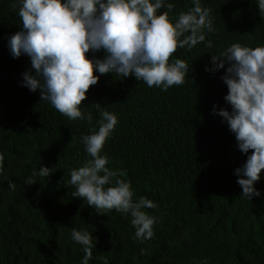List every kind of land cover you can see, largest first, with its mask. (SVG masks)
<instances>
[{"label":"trees","instance_id":"16d2710c","mask_svg":"<svg viewBox=\"0 0 264 264\" xmlns=\"http://www.w3.org/2000/svg\"><path fill=\"white\" fill-rule=\"evenodd\" d=\"M13 2L0 0V264H81L73 228L93 235L89 264H264V170L255 184L261 196H241L234 172L253 150L242 153L223 118L213 114L214 106L230 111L221 79L227 65L205 70L212 55L233 44L264 46L257 0H201L214 17L216 31L206 34L213 47L178 48L169 58L192 69L185 83L162 91L132 76L102 75L80 105L91 122L70 120L39 91L21 86L31 63L26 55L12 58L7 47V38L22 29ZM168 2H176L172 23L193 7L192 0ZM94 55L103 58V51ZM96 104L119 121L101 153L110 158L108 167L123 172L137 198L158 205L144 209L159 219L150 240L133 239L130 215L97 214L66 186L71 170L91 159L81 136L99 126ZM40 166L51 168L48 178L33 175Z\"/></svg>","mask_w":264,"mask_h":264},{"label":"clouds","instance_id":"9594fccd","mask_svg":"<svg viewBox=\"0 0 264 264\" xmlns=\"http://www.w3.org/2000/svg\"><path fill=\"white\" fill-rule=\"evenodd\" d=\"M192 4L172 23L169 13L176 2L168 0H14L22 29L7 38V47L12 58L30 59L31 69L21 74V86L39 91L42 101L70 120L91 122L92 114L80 105L102 75L132 76L162 91L185 83L192 69L184 60L170 63L169 58L178 48L191 50L200 43L212 48L206 34L216 31L211 10L201 0ZM257 5L264 18V0H257ZM100 51L103 58L94 55ZM89 52L90 58L85 55ZM211 65L205 70L213 73L227 65L221 79L228 89L223 99L230 106V111L214 106L213 114L223 118L242 153L253 150L234 172L241 196L252 200L261 196L255 184L264 170V46L233 44L219 56L212 55ZM96 108L98 128L81 136L91 159L71 170L66 186L74 187L72 196L86 200L97 214L114 210L130 215L136 229L133 239L150 240L159 219L144 209L158 205L144 196L137 198L131 181L122 179L123 172L108 167L110 158L101 153L119 121L99 104ZM4 159L0 153V177L5 174ZM51 173V168L40 166L33 175L48 178ZM71 239L83 249L81 264H89L96 248L92 233L73 228Z\"/></svg>","mask_w":264,"mask_h":264}]
</instances>
